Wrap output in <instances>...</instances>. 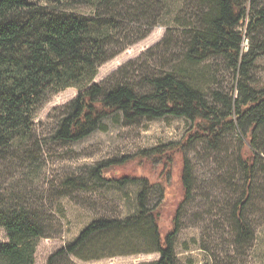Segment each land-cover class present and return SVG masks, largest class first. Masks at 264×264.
Listing matches in <instances>:
<instances>
[{"label":"trees","instance_id":"trees-1","mask_svg":"<svg viewBox=\"0 0 264 264\" xmlns=\"http://www.w3.org/2000/svg\"><path fill=\"white\" fill-rule=\"evenodd\" d=\"M127 0H0V157L29 140L35 112L48 95L69 88L81 90L69 103L59 122L55 139L75 142L100 129L103 120L121 117L133 124L140 119L183 118L189 129L178 143L158 147L141 155L162 167L165 179L151 183L147 178L121 173L113 179L126 185L142 182L137 212L123 219L93 222L72 244L53 254L47 264H75L116 255L157 254L155 262L177 264L175 243L185 205L194 192V172L186 151L203 143L219 151L230 129L241 138L236 163L244 184L242 197L234 206L232 220L238 241L253 238L247 212L264 157V89L249 86V69L264 56L262 44L243 53L245 36L238 29L246 25L251 0H203L196 20L186 31L183 65L197 67L213 57L224 59L228 69L240 75L236 99L214 94L220 107L209 104L203 91L184 76L163 73L149 80L148 91L138 94L128 86L105 90L93 85L98 68L108 59L114 30L109 22L78 16L70 10L82 5L109 15ZM254 2L256 0H253ZM99 17H102L99 15ZM264 28V10L248 25L250 32ZM178 161L181 201L169 231L161 225L167 199V179ZM114 162L96 170L104 180L109 169L129 162ZM157 186L160 202L147 206L148 192ZM0 229L8 242L0 245V264H35L38 240L47 238L43 225L25 210L0 207Z\"/></svg>","mask_w":264,"mask_h":264},{"label":"rangeland","instance_id":"rangeland-1","mask_svg":"<svg viewBox=\"0 0 264 264\" xmlns=\"http://www.w3.org/2000/svg\"><path fill=\"white\" fill-rule=\"evenodd\" d=\"M203 0H127L109 15L77 5L70 12L97 22H109L114 30L108 59L98 68L93 85L111 90L128 86L138 94L148 91V82L163 73L184 76L201 89L212 106L219 93L236 99L241 76L228 69L221 57L197 67L183 65L186 31L193 25ZM264 10V0H251L243 32V53L264 41V28L250 32L248 25ZM101 15L102 17H99ZM248 50V51H247ZM249 86L264 89V56L249 69ZM81 92L69 88L46 98L35 112L28 141L0 157V207L25 210L43 225L47 238L38 240L35 264L72 245L93 222L123 219L137 212L142 182L122 185L113 181L121 173L147 178L151 183L165 179L162 167L141 158L145 152L180 142L189 129L183 118L140 119L126 123L119 116L103 120L99 130L75 142L55 139L67 106ZM236 130L230 129L219 151L199 143L186 151L193 166L194 192L182 213L175 243L177 264H264V157L254 187L247 220L253 238L239 242L232 220L234 206L242 197L244 184L236 163L241 146ZM264 144V138H262ZM114 162H129L123 169H109L104 180L96 170ZM118 163V164H119ZM178 161L167 179L168 195L161 225L170 230L182 197ZM157 186L148 192L147 206L160 202ZM8 242L0 229V245ZM157 254L116 255L75 264H141L155 262Z\"/></svg>","mask_w":264,"mask_h":264}]
</instances>
